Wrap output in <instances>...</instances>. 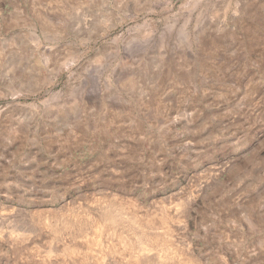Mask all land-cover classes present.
Returning a JSON list of instances; mask_svg holds the SVG:
<instances>
[{"label":"rangeland","instance_id":"obj_1","mask_svg":"<svg viewBox=\"0 0 264 264\" xmlns=\"http://www.w3.org/2000/svg\"><path fill=\"white\" fill-rule=\"evenodd\" d=\"M0 264H264V0H0Z\"/></svg>","mask_w":264,"mask_h":264}]
</instances>
